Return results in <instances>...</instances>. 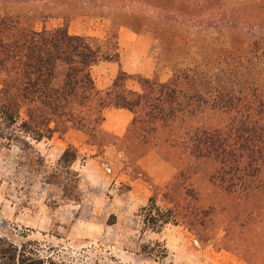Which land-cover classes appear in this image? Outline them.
Here are the masks:
<instances>
[{
  "label": "trees",
  "instance_id": "obj_1",
  "mask_svg": "<svg viewBox=\"0 0 264 264\" xmlns=\"http://www.w3.org/2000/svg\"><path fill=\"white\" fill-rule=\"evenodd\" d=\"M219 1L209 3L215 6ZM11 3L0 0L3 148L17 147L31 158L32 165L42 168L44 157L37 144L55 134L61 137L70 130L79 131L87 137L86 143L96 148L93 157L102 161V153L116 147L122 170L132 180L146 181L136 161L153 148L177 168L166 189L180 190L178 198L183 205L178 199L174 209L161 210L152 197L141 210L143 224L149 230L159 233L168 225L181 223L200 238L217 214L222 215L220 221L227 228L233 225L244 230L249 224L263 225L264 210L254 208L252 203L264 200L263 90L256 84L237 88L235 75L229 72L222 81L216 70L219 57L209 46L199 60L180 58L176 51L166 54L164 59L171 71L166 83L120 70L108 89L98 90L91 70L102 62L118 63V31L98 39L72 35L65 25L37 30L26 12L7 6ZM174 9L183 13L181 7ZM128 81L136 82L141 91L127 89ZM107 109H122L133 115L121 141L102 127ZM209 114H221L225 119L221 125L213 122L205 126L203 120ZM173 153L182 167L168 157ZM78 160V150L69 145L54 168L65 181L62 197L76 205L81 203L79 172L75 169ZM197 166L201 172L205 169L202 174L208 186L219 196L204 202L199 199L191 187L192 167ZM141 251L147 255L145 246ZM0 264L60 263L40 256L33 242H18L7 225L1 224Z\"/></svg>",
  "mask_w": 264,
  "mask_h": 264
},
{
  "label": "rangeland",
  "instance_id": "obj_2",
  "mask_svg": "<svg viewBox=\"0 0 264 264\" xmlns=\"http://www.w3.org/2000/svg\"><path fill=\"white\" fill-rule=\"evenodd\" d=\"M9 2L13 3L7 6L15 11L26 12L37 30L67 27L72 22V32L84 36H102L105 29L107 34L121 27L147 36L151 40L150 56L158 71L169 70L166 54L176 51L174 54L180 58L199 60L205 56L206 46L215 48L219 57L216 70L222 81H226L229 72L235 75L237 88L256 84L264 91V0H220L215 6L209 0ZM175 7H181L183 13ZM224 119L221 114H209L203 124L221 125ZM37 148L44 157L42 168L32 165L31 158L17 147L5 149L0 145V225H7L18 242H33L40 256L60 264H264V223L249 224L244 230L233 225L227 228L220 221L222 215L217 214L198 238L181 223L174 229L169 225L171 233L166 231L168 226L159 233L152 232L144 226L141 210L137 213L136 230H125L124 235L110 228L106 231L116 220L113 215L103 218L99 213L95 216L99 220H95L86 211L79 219L80 204L62 197L65 181L54 172L57 161L44 148ZM168 157L182 167L176 153ZM114 162L108 165L123 169ZM200 168L192 167L191 187L204 202L218 193L213 194L202 174L205 169L201 172ZM157 191H153V197ZM163 192L166 196L158 205L161 210L174 209L178 199L183 203L178 198L180 190L164 188ZM252 203L254 208L264 210L263 199ZM97 225L104 228L94 231L93 226ZM142 246L147 255L142 253Z\"/></svg>",
  "mask_w": 264,
  "mask_h": 264
},
{
  "label": "crops",
  "instance_id": "obj_3",
  "mask_svg": "<svg viewBox=\"0 0 264 264\" xmlns=\"http://www.w3.org/2000/svg\"><path fill=\"white\" fill-rule=\"evenodd\" d=\"M74 23L67 26L68 32L72 35L83 34L72 32ZM86 36L104 39L106 29L102 36L87 34ZM119 61L102 62L95 65L91 70L94 85L98 90L108 89L118 72L132 76H141L149 79H156L159 83H166L171 78V72L167 69L158 71L156 64L150 56L151 40L144 35L136 34L134 31L121 27L117 34ZM127 89L140 92V86L134 81L126 82ZM103 129L118 140H123L133 115L122 109H107L104 111ZM87 137L79 132L70 130L63 136L55 134L49 140H43L37 147L45 149V153L56 161L61 157L66 147L73 146L78 150L79 160L75 169L79 172V190L81 192V203L79 219L86 211L99 220V213L105 218L106 215H113L115 222L110 228L118 234L124 235V231L136 230L137 213L148 206L149 200L154 196L153 191L158 190L155 197L158 206L163 200V189L168 186L177 173V168L166 161L158 151L148 148L144 155L136 161V166L148 181L142 178L131 179L130 176L120 168L111 167L108 162L115 161L119 156L116 147L108 148L102 153V161L93 157L96 148L86 143ZM85 159L84 161H81ZM114 162V163H115ZM110 170V172L107 171ZM96 214V215H95ZM99 216V215H98ZM68 218V216H64ZM62 221L63 214L61 215ZM67 220V219H66ZM94 224V223H93ZM76 227V222L72 229ZM176 226H172L174 229ZM178 227V226H177ZM104 228V227H102ZM100 226H93L94 231L99 232ZM168 233L171 230L166 229Z\"/></svg>",
  "mask_w": 264,
  "mask_h": 264
},
{
  "label": "built area",
  "instance_id": "obj_4",
  "mask_svg": "<svg viewBox=\"0 0 264 264\" xmlns=\"http://www.w3.org/2000/svg\"><path fill=\"white\" fill-rule=\"evenodd\" d=\"M107 171H108V172H110V170H109V169H107Z\"/></svg>",
  "mask_w": 264,
  "mask_h": 264
}]
</instances>
